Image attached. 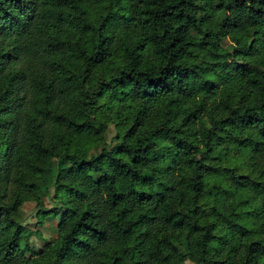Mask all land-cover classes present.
Instances as JSON below:
<instances>
[{
    "label": "trees",
    "instance_id": "obj_1",
    "mask_svg": "<svg viewBox=\"0 0 264 264\" xmlns=\"http://www.w3.org/2000/svg\"><path fill=\"white\" fill-rule=\"evenodd\" d=\"M187 261L264 264V0H0V264Z\"/></svg>",
    "mask_w": 264,
    "mask_h": 264
},
{
    "label": "rangeland",
    "instance_id": "obj_2",
    "mask_svg": "<svg viewBox=\"0 0 264 264\" xmlns=\"http://www.w3.org/2000/svg\"><path fill=\"white\" fill-rule=\"evenodd\" d=\"M222 37V46L228 47L232 43L229 38L224 34V29L220 32ZM113 132V126H110V135ZM56 173V167L54 165L53 159L49 161L48 170L44 173V175L39 179L40 187L43 190L49 189V192L53 194L54 187L52 185V179L54 174ZM46 204H50V200L48 199V195L45 197ZM23 215L25 217V221L27 224L33 228V234L31 236V245L35 250H40L49 239L53 238L56 235V230L54 227L57 218H46L43 223H36L35 217V202L27 201L22 206ZM187 264H193L192 262H186Z\"/></svg>",
    "mask_w": 264,
    "mask_h": 264
}]
</instances>
